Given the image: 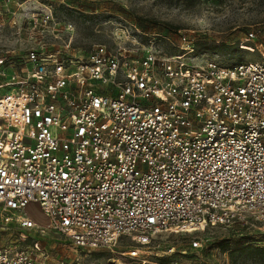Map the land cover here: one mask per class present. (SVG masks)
Instances as JSON below:
<instances>
[{"label": "built area", "instance_id": "built-area-1", "mask_svg": "<svg viewBox=\"0 0 264 264\" xmlns=\"http://www.w3.org/2000/svg\"><path fill=\"white\" fill-rule=\"evenodd\" d=\"M174 47L118 38L17 60L0 98L4 226L92 252L122 237L147 246L163 232L264 225V63L198 64L185 34ZM45 259L0 245V264Z\"/></svg>", "mask_w": 264, "mask_h": 264}, {"label": "rangeland", "instance_id": "rangeland-1", "mask_svg": "<svg viewBox=\"0 0 264 264\" xmlns=\"http://www.w3.org/2000/svg\"><path fill=\"white\" fill-rule=\"evenodd\" d=\"M48 10L54 20L46 23ZM182 34L194 42L198 64L264 63V0H0V98L8 92L4 75L19 71L17 60L32 50L85 53L135 37L156 39L164 52L177 55ZM7 219L0 212V245L28 249L44 256V264H264L255 253L233 254L248 244L264 248V225L253 220L235 230L158 233L147 246L122 237L111 249L86 252L54 232L26 231L21 239L13 223L10 229L2 224Z\"/></svg>", "mask_w": 264, "mask_h": 264}, {"label": "trees", "instance_id": "trees-1", "mask_svg": "<svg viewBox=\"0 0 264 264\" xmlns=\"http://www.w3.org/2000/svg\"><path fill=\"white\" fill-rule=\"evenodd\" d=\"M249 253H255L254 256L264 257V248H256L250 244L243 246L242 248L234 251V255L242 256L248 255ZM257 254V255H256Z\"/></svg>", "mask_w": 264, "mask_h": 264}, {"label": "bare ground", "instance_id": "bare-ground-1", "mask_svg": "<svg viewBox=\"0 0 264 264\" xmlns=\"http://www.w3.org/2000/svg\"><path fill=\"white\" fill-rule=\"evenodd\" d=\"M38 219L46 221L45 217L42 216L39 212H37Z\"/></svg>", "mask_w": 264, "mask_h": 264}]
</instances>
